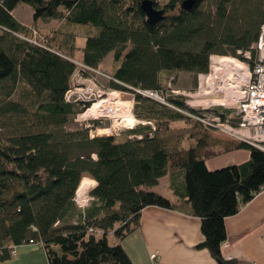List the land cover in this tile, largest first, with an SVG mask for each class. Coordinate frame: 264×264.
Instances as JSON below:
<instances>
[{
	"label": "trees",
	"instance_id": "1",
	"mask_svg": "<svg viewBox=\"0 0 264 264\" xmlns=\"http://www.w3.org/2000/svg\"><path fill=\"white\" fill-rule=\"evenodd\" d=\"M142 1L0 0V261L34 243L49 264H133L122 241L140 227L146 207L160 206L200 217L204 240L197 247L217 264L233 263L222 254L225 218L264 189V151L213 137L204 112L169 81L183 71L207 72L213 54L251 50L264 25V0H195L191 9L182 8L184 0H153L165 10L155 25ZM20 3L33 10L31 27L13 13ZM53 21L59 25L40 28ZM74 24L85 29L76 33ZM78 37L86 38L80 58ZM111 52L108 86L134 94L143 122L117 135L67 130L90 104L66 99L73 75L101 70ZM213 111L235 122L229 109ZM237 149L250 158L208 167L209 159ZM164 177L175 200L153 189ZM92 179L99 187L81 208L76 192Z\"/></svg>",
	"mask_w": 264,
	"mask_h": 264
},
{
	"label": "crops",
	"instance_id": "2",
	"mask_svg": "<svg viewBox=\"0 0 264 264\" xmlns=\"http://www.w3.org/2000/svg\"><path fill=\"white\" fill-rule=\"evenodd\" d=\"M13 13L22 24L32 26L33 10L30 6L20 3ZM58 25V21H53L41 23L40 28L45 30L46 26L54 28ZM231 156H235L234 163L239 164L250 158V151L237 149L223 153L209 159L208 167L218 169ZM170 192L173 194L171 189ZM225 226L227 239L222 245L225 259H232V264H264V189L239 212L226 217ZM203 240L200 217L148 206L142 212L140 227L125 237L122 245L133 264H217L207 248L197 247ZM155 253L157 257L153 259ZM0 264H49V260L45 249L33 243L19 247L16 257L0 261Z\"/></svg>",
	"mask_w": 264,
	"mask_h": 264
},
{
	"label": "built area",
	"instance_id": "3",
	"mask_svg": "<svg viewBox=\"0 0 264 264\" xmlns=\"http://www.w3.org/2000/svg\"><path fill=\"white\" fill-rule=\"evenodd\" d=\"M35 33L37 34L36 30ZM90 71L92 74H88V83L79 85L82 81L78 80L80 88L71 86L66 93L68 101L90 102L89 97L98 99L111 91L117 93V90L108 86V80L111 79L109 74L101 70ZM77 74L83 75L81 69L75 72L73 79ZM102 78H105L104 82L101 81ZM138 91L165 101L156 91ZM172 91L184 95L191 108L204 112L200 119L213 130L230 133L237 140L249 142L264 151V25L251 50H238L236 56L211 55L209 70L198 75V89L195 93L186 94L175 89ZM214 108L229 109L228 116L235 122L223 120L221 114L213 111ZM77 197L83 198L81 204L77 205L85 208L83 205H88L91 199L90 189L82 194L76 192L75 200ZM13 255L16 256L17 251H13ZM152 257L155 259L157 254Z\"/></svg>",
	"mask_w": 264,
	"mask_h": 264
},
{
	"label": "rangeland",
	"instance_id": "4",
	"mask_svg": "<svg viewBox=\"0 0 264 264\" xmlns=\"http://www.w3.org/2000/svg\"><path fill=\"white\" fill-rule=\"evenodd\" d=\"M84 27H85L84 25L74 24L72 26V30L75 31L76 33H78V32H82L85 29ZM44 29H45V31H49L52 29V27L46 26V27H44ZM85 44H86V38L78 37L77 45L80 49L77 52V57H79V58L81 57L82 48L85 46ZM115 66L116 65H115V61H114V53L111 52L107 55V57L102 62V69L101 70L107 74H111L112 71L115 69ZM88 78H89L88 75L83 76V75L77 74V76L74 77V79L72 78V80H71L72 88H74L75 86L80 88L79 85H84L83 83H88L90 81V80H87ZM78 80L82 81V82L80 81L81 83H79V85L77 84ZM101 81L104 82L105 78H102ZM195 83H198V76H196L194 73L183 71V72H179L177 74L176 82H173L172 80L169 81V86L172 84V86L175 90H180L181 92H186V94H188L189 92L195 93L197 91L198 84H197V87L194 88ZM113 90H115V89H113ZM112 92L113 91L109 92L103 98L92 99L89 97L88 101H90V102H88V103H90V104L83 113L92 109V114H89L88 112H86L85 114H83V113L79 114L74 119V121L67 126V130H76V129H79L82 127H94L90 131L91 136L115 135V134L117 135V134H120L124 131H127L128 129L135 127L138 123H142L143 121L139 120L134 114V106L136 103L134 94L131 92H122V91L120 92L119 90H117V93H112ZM107 96H109L110 98H107ZM163 96H165V95H163ZM115 97H117V99H120L122 102L126 101L123 106H125V108L128 109V111L131 114L125 112V114H127L125 117V116H123V113L120 114V113H116L115 111H114L115 113H113V112L98 113L95 111V105H102L106 102L109 103V102L113 101L112 99H114ZM102 99L105 101L104 102H98V101H101ZM155 99H158V98H155ZM189 99H192V98H189ZM158 100H160V99H158ZM95 102L96 103L98 102V103L95 104ZM116 102H117V105L120 106V103L117 100H116ZM132 102H133V107L131 110ZM93 104H95V105H93ZM123 106H120V107H123ZM125 108L123 107V109H125ZM131 118L133 120H136L138 123L135 125V121L130 122ZM93 121H98L99 124L98 125L96 124L94 126ZM102 129H106L109 132L108 133H98V131L102 130ZM211 131H212L213 137H215L217 139L226 140V141L237 140L230 133H225L222 131L220 132V131L215 130V129L211 130ZM235 158H236L235 156L234 157L231 156V158L227 159L228 161L222 167L234 165L235 164L234 163ZM222 167H220V168H222ZM163 179H161L160 187H154L153 189L159 191L161 194L170 198L171 200H174V195L170 192L169 183H167V185L165 184L168 177H164ZM88 184H89V182H87V184L86 183L82 184L79 187V189H81L83 191V190L87 189L88 187L90 188V186H88ZM109 239H110V242L112 244L116 243V238L114 235L111 234L109 236Z\"/></svg>",
	"mask_w": 264,
	"mask_h": 264
},
{
	"label": "water",
	"instance_id": "5",
	"mask_svg": "<svg viewBox=\"0 0 264 264\" xmlns=\"http://www.w3.org/2000/svg\"><path fill=\"white\" fill-rule=\"evenodd\" d=\"M195 4V0H184L182 3L183 9H191ZM142 9L147 15L148 22L155 25L162 21L165 17V10L157 8L153 0H143Z\"/></svg>",
	"mask_w": 264,
	"mask_h": 264
},
{
	"label": "bare ground",
	"instance_id": "6",
	"mask_svg": "<svg viewBox=\"0 0 264 264\" xmlns=\"http://www.w3.org/2000/svg\"><path fill=\"white\" fill-rule=\"evenodd\" d=\"M116 100L120 103V106H123L124 105V103H125V101H121L120 99H117V97H115L114 98V100L113 101H111V102H106V103H104V104H102V105H95V104H97L98 102H104V101H98L97 103L95 102V104H93V105H95V111L96 112H98V113H105V112H113V113H120V114H122L123 113V116H125L126 117V115L127 114H125V112H127V113H130L129 111H128V109H126L125 108V106H123L125 109H123V107H120V106H118L117 105V102H116ZM132 107H133V102H132V104H131V110H132ZM115 111V112H114ZM131 114V113H130ZM132 116V115H131ZM135 121V125L138 123L136 120H133L132 118H131V120H130V122H134ZM91 188V187H90ZM89 187L87 188V189H85V190H81V189H78L77 190V192L79 193V194H82L84 191H87V190H89L90 189ZM82 191V192H81ZM91 192V191H90Z\"/></svg>",
	"mask_w": 264,
	"mask_h": 264
},
{
	"label": "clouds",
	"instance_id": "7",
	"mask_svg": "<svg viewBox=\"0 0 264 264\" xmlns=\"http://www.w3.org/2000/svg\"><path fill=\"white\" fill-rule=\"evenodd\" d=\"M218 55H219V54H218ZM89 184H90V186H91L90 191H91V190H94V189L97 188V187H99V181H98V180H95V179L90 180V181H89ZM82 199H83L82 197H77V199L75 200V202H76L77 204H81V200H82ZM83 206H87V204L85 203Z\"/></svg>",
	"mask_w": 264,
	"mask_h": 264
}]
</instances>
